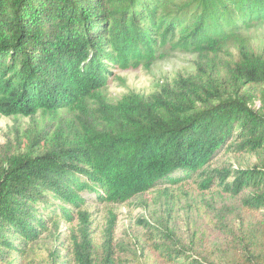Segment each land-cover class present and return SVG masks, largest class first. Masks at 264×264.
I'll return each instance as SVG.
<instances>
[{
	"label": "trees",
	"instance_id": "obj_1",
	"mask_svg": "<svg viewBox=\"0 0 264 264\" xmlns=\"http://www.w3.org/2000/svg\"><path fill=\"white\" fill-rule=\"evenodd\" d=\"M258 20L264 0H0V114L34 121L0 153V264H127L113 220L96 248L85 193L125 203L176 173L218 179L239 222L226 241L209 221L188 242L164 231L156 264H264V161L210 166L223 148L264 156V55L240 31ZM167 46L196 53L195 72L108 100L112 70Z\"/></svg>",
	"mask_w": 264,
	"mask_h": 264
},
{
	"label": "rangeland",
	"instance_id": "obj_2",
	"mask_svg": "<svg viewBox=\"0 0 264 264\" xmlns=\"http://www.w3.org/2000/svg\"><path fill=\"white\" fill-rule=\"evenodd\" d=\"M240 31L250 38L255 52L264 55V20L243 26ZM233 52L237 53L235 49ZM158 54L160 57L148 67L140 65L137 68L112 70L108 85L104 89L108 100L117 102L131 91L149 94L162 83H170L180 75L195 72L197 55L193 51L172 50L167 46L160 48ZM255 102L259 105L258 99ZM36 117L39 119V114ZM33 123L29 117L0 114V153L11 149L16 131L22 134ZM263 161L262 154L223 148L211 160L210 166L233 170L246 169L258 164L262 166ZM197 180L196 175L184 178L182 173H176L170 176V179L161 181L157 187L125 203L98 201L95 193L86 192L87 201L82 209L90 213L92 237L96 248L103 247L112 220L113 248L127 264H156L150 257L149 248H153L156 239H160V234L169 229L181 242H188V235L197 223L204 224L209 221L212 225L218 223L224 241L232 239L230 233L225 231L230 228L227 222H239L241 210L238 201L222 191L217 184L218 179H215L213 186L207 190H202ZM77 221V218L72 223L62 219L59 222V230L68 234L70 225H76ZM200 247L214 248L220 252L222 248H227L222 239L211 244L204 241L203 247Z\"/></svg>",
	"mask_w": 264,
	"mask_h": 264
}]
</instances>
